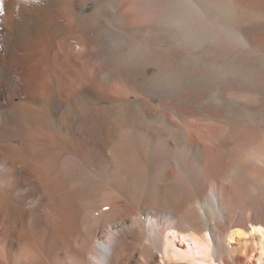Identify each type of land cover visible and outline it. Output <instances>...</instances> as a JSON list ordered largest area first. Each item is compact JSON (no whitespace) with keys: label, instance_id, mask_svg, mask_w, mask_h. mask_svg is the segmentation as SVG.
<instances>
[{"label":"bare ground","instance_id":"1","mask_svg":"<svg viewBox=\"0 0 264 264\" xmlns=\"http://www.w3.org/2000/svg\"><path fill=\"white\" fill-rule=\"evenodd\" d=\"M0 264H264V0H0Z\"/></svg>","mask_w":264,"mask_h":264},{"label":"rangeland","instance_id":"2","mask_svg":"<svg viewBox=\"0 0 264 264\" xmlns=\"http://www.w3.org/2000/svg\"><path fill=\"white\" fill-rule=\"evenodd\" d=\"M110 11L109 8H107V12ZM98 108L96 109V111ZM45 169V167L41 168ZM44 203V204H43ZM42 205H24L26 210V216L28 221H33V224L27 223L28 228L31 230L35 235L36 238H49L53 234L52 225L53 220L55 218L54 212H60L62 207L60 205H51L52 202L49 200V197L47 198V195L43 201ZM46 204V205H45ZM86 226V225H85ZM84 226V227H85ZM82 227V229L84 228ZM77 239L74 240L76 242ZM62 249L63 251L66 249V240L63 239L62 243ZM70 246V244H69ZM68 246V250H70L71 246Z\"/></svg>","mask_w":264,"mask_h":264}]
</instances>
